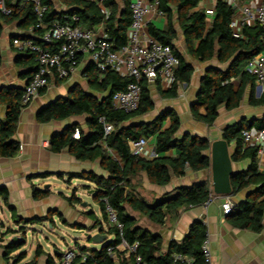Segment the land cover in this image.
I'll return each instance as SVG.
<instances>
[{
    "label": "trees",
    "instance_id": "16d2710c",
    "mask_svg": "<svg viewBox=\"0 0 264 264\" xmlns=\"http://www.w3.org/2000/svg\"><path fill=\"white\" fill-rule=\"evenodd\" d=\"M11 14H4L0 11V37L4 25L18 22L20 27L31 28L37 24V17L34 11L33 0H4ZM48 6V12L44 22L47 27L56 20L60 22H71L72 16L77 15L79 20L75 24L83 29L91 30L99 23H103L105 33L113 43L114 48L119 49L124 46L128 38V29L132 21L130 10V0H122L123 10H119L116 0H60L64 9H57L53 0H41ZM201 0H160V9L164 13H171V7L176 8L177 21L183 32L187 52L200 62L210 61L216 58L220 63H228L225 70L210 67L202 77L200 88L196 99L192 105L193 116L212 125L218 115L219 107L225 105L227 109H233L240 105L244 84L251 82L254 84L255 78L245 71L247 62L263 51L264 30L260 26L244 27L242 37L233 36L231 21L234 15V8L224 0H218L215 13L210 18L204 10H194ZM100 3L104 5L106 11H102ZM208 19L210 23H208ZM44 30L36 28V32L42 33ZM150 34L164 44L172 46L175 54L180 59V66L177 70L178 82L168 92H161L162 96L173 97L177 95L180 83H189L194 71V66L188 62L185 56L175 47L173 39L176 32L170 24L168 31H162L154 25H149ZM35 39L40 42L36 37ZM19 61L23 64L22 76L28 79L37 69L35 55L31 53H18ZM3 58L0 51V66ZM90 87L101 95L87 93L80 88L73 91L67 98L58 99L48 105L38 114V120L46 122L51 119H65L70 116L88 114L89 133H82L81 139L73 138L74 127L71 132H64L54 136L51 140V150L60 152L65 147H69L71 153L79 160L100 159L101 168L107 173V177L95 174H74L72 177H79L90 180L96 184L94 199L100 204L103 219H97L91 227L98 229L103 235L113 234L114 239L107 243H102L100 248L77 245L78 253L72 264H115L117 256L108 253L109 247H116L121 242L118 231L108 223L105 212V202L107 199L118 211V216L125 225L124 238L132 245L138 242L136 251L130 252V257L134 264L137 256L148 264H169L174 254H182L194 257L195 264H202L201 245L206 236L204 224L201 220H196L190 226L189 232L181 241H172L165 254H159L162 238L159 234L151 232L137 224V219L131 215L128 209L138 211L147 216L155 223L164 224L169 213L176 211L183 206H201L213 195L212 185L209 181H199L192 186H182L173 192L165 193L152 203L142 198L132 187V180L140 172H146L149 181L157 185H166L170 182L172 175L180 177L190 168L193 171L209 169L211 160L207 154L211 141L208 138L184 134L178 137L180 128V118L174 111L159 115L150 122L128 121L139 118L145 113L151 112L154 107L148 82L143 80L142 100L140 108L132 113H125L114 110L111 103V95L124 90L130 82V78L122 77L119 74L109 71L104 77L99 76L98 69L90 62L86 67ZM232 78L240 79V88L236 91L230 82ZM228 81V83H226ZM46 89V88H45ZM43 89L42 91H44ZM22 91L15 88L0 89V103L6 106V115L0 119V156L15 157L20 150V143L14 139L17 124L22 110L27 105L21 104ZM250 103L254 105H264V92L259 98L252 94ZM205 113H201V109ZM103 116L106 122L113 125L109 134L105 133L104 125L100 122ZM170 116L171 125L162 129L164 119ZM264 126V116L254 120L246 118L229 125L223 130L222 138L228 144L234 143L232 161L250 159L248 170L235 172L231 176L232 194L254 187L248 197L240 202H235L233 209L226 215L230 222L237 227L248 228L255 232H260L263 227L264 218V174L258 171L257 149L245 148L243 144V131L252 127L262 128ZM156 135L155 151L158 154L152 159L135 156L129 148L130 140H137L142 137ZM177 149V155H169V151ZM109 150L115 152L118 158L110 155ZM48 194L47 191L34 188V197L42 198ZM0 196L8 204V192L5 188H0ZM72 199H68L73 202ZM80 201V200H79ZM18 223H24L19 229L24 232L29 224H40L46 221L53 223L51 216L35 217L30 219H16ZM107 222L108 227L104 226ZM72 227L84 230L82 224H72ZM90 240L93 241L92 237ZM26 241H10L5 245L6 256L21 249ZM43 253L41 246L36 249V257ZM26 256L24 252L17 254V258L22 261ZM49 261L53 262L52 258ZM34 258L27 264H35Z\"/></svg>",
    "mask_w": 264,
    "mask_h": 264
},
{
    "label": "crops",
    "instance_id": "0c3cea01",
    "mask_svg": "<svg viewBox=\"0 0 264 264\" xmlns=\"http://www.w3.org/2000/svg\"><path fill=\"white\" fill-rule=\"evenodd\" d=\"M53 1L57 9L65 8L60 0ZM116 1L119 10H123V1ZM259 1L235 0L238 6L248 2L257 4ZM210 5L211 2L209 1H200L194 10H205ZM208 23H210L209 19ZM170 24L176 32V38L173 39L175 47L194 66L190 82L180 83L177 95L173 97L161 95V92H168L173 87L168 82L158 80L154 83H148V88L155 104L154 109L127 123L131 121L150 122L161 114L174 111L181 122L177 133L178 137L189 133L212 141L222 138L223 130L229 125L235 124L244 118L254 120L264 116V105L250 103L252 94H254L255 98L260 97L254 81V84L251 82L244 84L243 97L239 106L227 109L223 104L219 107V115L212 125L196 119L192 113V105L200 88L202 77L208 68L216 67L225 70L228 67V63H220L216 58L200 62L187 52L183 32L177 21L175 7H171V13L152 15L149 25H154L162 31H168ZM252 26L255 25H247L246 27ZM29 29L20 27L18 22L3 26V32L0 37V51L3 58L0 66V89L15 88L22 92L24 90L28 78L22 76L23 64L19 61V54L12 45V40L17 36L28 35ZM91 30L97 35L105 33L103 23L97 24ZM42 33L35 32L34 36L40 40ZM89 63L88 57L84 55L80 59L77 71L68 79H51L48 87L34 97L30 104L21 112L14 135V139L20 143L18 154L15 157L0 156V188H5L8 192V204L0 196V213L6 218V225L2 221L3 223L0 226V264H12L10 259L13 253L15 255L19 254L17 250L7 257L5 252V245L14 236L18 235V230L25 225L24 223H18L17 218L30 219L49 215L53 218V223L46 221L40 224L46 226L49 223V228L52 230L58 227V223L54 224V221L72 229H75L72 224H82L88 229L90 224L94 225L97 219H102L99 213L88 210L86 208L87 204H82L81 191L78 188V186H83L89 189V193H94L96 184L90 180L72 177L75 176L74 174L90 172L107 177L108 173L101 168L100 159L93 161L79 160L71 153L69 147H65L60 152L51 150L52 138L64 132H71L73 127H79L84 134L89 133L90 116L83 114L70 116L65 119H51L46 122L38 120V114L44 108L58 99L67 98L78 88L101 98V95L90 87L86 76V67ZM230 82L236 91L240 88L239 78H232ZM200 111L203 114L205 113L204 108ZM5 115L6 106L0 103V119H3ZM171 122V117L167 116L163 121L162 129L170 127ZM148 140L150 148H154L156 135L148 137ZM229 147L230 151L233 152L234 143H230ZM109 153L111 156L118 158L112 150H109ZM178 153L177 149L169 151V155H177ZM257 160L258 171L264 174V156L262 158L257 156ZM232 162L234 170L242 172L248 170L251 161L249 158H245L241 161ZM137 179L141 180L137 181ZM204 180L209 181L212 185L210 169L193 171L188 168L183 176L172 175L170 182L163 186L151 183L146 172H140L133 178L132 187L142 198L152 203L165 193L173 192L176 188L192 186L194 183ZM59 181L62 182L63 191L56 189ZM73 185L74 187L72 188ZM34 188L47 191L48 194L42 198H36L34 197ZM253 189L254 187L252 186L230 195L232 201L235 203L245 200ZM74 196L78 199H72L73 202H70L68 199L74 198ZM223 201V196L214 194L212 201L208 205L180 207L167 215L164 224L155 223L138 211L131 209H128V211L137 219L138 225L161 236L162 244L158 255L165 254L172 241L179 242L183 240L189 232L192 223L196 220H201L204 224L206 235L210 240L212 264H264V227L260 232H255L248 228L234 226L223 213ZM5 209H8V215L5 213ZM34 225L36 224L27 225L25 230L28 232ZM116 256L115 264H134L133 259L130 257V252L123 247L117 248ZM46 264L57 263L48 259Z\"/></svg>",
    "mask_w": 264,
    "mask_h": 264
},
{
    "label": "built area",
    "instance_id": "2783aa9c",
    "mask_svg": "<svg viewBox=\"0 0 264 264\" xmlns=\"http://www.w3.org/2000/svg\"><path fill=\"white\" fill-rule=\"evenodd\" d=\"M209 1L211 5L204 11L211 17L215 13L218 0ZM234 8L231 21L233 36L242 37L243 29L247 25L260 26L264 30V0L259 3H245L238 6L235 0H224ZM37 24L29 29L26 36H17L12 40V45L17 53H31L35 55L37 69L28 79L24 87L21 104L28 105L43 89L47 88L52 78L61 80L68 79L78 69L82 56H87L98 69L99 76L104 77L107 72L113 71L122 77L130 78V82L124 90H118L111 95V103L114 110L132 113L140 108L142 100L141 82L146 80L154 83L158 80L166 81L171 85L178 82L177 70L180 59L169 44H164L150 34V18L154 14L164 15L160 9V0H130L132 21L128 29V38L124 46L114 48L106 33L97 35L92 30L83 29L75 24L79 20L77 15L72 16L71 22L65 23L56 20L47 27L44 19L48 12V6L41 0H33ZM102 11L106 8L100 3ZM0 11L11 14L4 0H0ZM36 28L43 29L40 42L35 39ZM245 71L255 78L257 92L261 96L264 92V49L252 57L245 66ZM228 83V81L226 82ZM104 125L105 133L109 134L113 125L106 122L105 117H100ZM82 133L79 127L73 132V138L81 139ZM243 144L245 148H256L257 156H264V126L262 128L252 127L244 130ZM129 148L133 155L152 159L158 154L154 148H150L148 137L129 141ZM214 195V194H213ZM211 197L203 204L208 205ZM223 213L227 215L234 207L230 195L223 196ZM105 212L108 223L113 226L121 237V242L116 247H109L108 253L116 256L118 247H123L129 252H135L138 242L130 245L124 238L125 225L118 216L117 209L107 200ZM0 219V226L2 225ZM202 264H212V251L210 240L206 235L202 245ZM76 252L70 251L57 264H72ZM138 264H148L141 256L136 257ZM194 257L182 254H174L169 264H195Z\"/></svg>",
    "mask_w": 264,
    "mask_h": 264
},
{
    "label": "rangeland",
    "instance_id": "374dc122",
    "mask_svg": "<svg viewBox=\"0 0 264 264\" xmlns=\"http://www.w3.org/2000/svg\"><path fill=\"white\" fill-rule=\"evenodd\" d=\"M259 110V109H258ZM261 110V109H260ZM140 177V175H139ZM141 179H137L140 181ZM59 184L56 189L63 191L64 187L62 186V182L59 181ZM74 185L72 186V188ZM81 191L82 197V204H87L86 208L90 211H94L99 213L101 218L103 219L100 204L97 200L94 199V193H89V189L84 188L83 186H78ZM71 191V189H70ZM72 193V192H71ZM8 209H5V213L8 215ZM0 219L6 225V218L5 216L0 213ZM58 223V227L54 230L50 229V224H36L33 228L29 229L26 236H25V245L17 251V253L24 252V256H26L22 261L18 262L17 255L13 253L10 261L12 264H25L33 260L34 258L37 260V264H46L49 258H53L55 263H59L65 256L66 253L70 251H75L78 253L77 245H85L88 247H97L100 248L102 243H107L108 241L114 238L113 234H107L106 239L102 243H95L94 241L90 240V237L93 236L95 233L98 232V229H92L91 227L93 224L89 225V228L84 230L79 229H72L62 225L59 222H55L54 224ZM104 226L108 227L107 222H104ZM49 228V229H48ZM24 232H20L18 230L17 236H23ZM41 245L43 250L42 255L36 257V249L37 246ZM45 250V251H44ZM58 250L60 253L56 254L55 251Z\"/></svg>",
    "mask_w": 264,
    "mask_h": 264
},
{
    "label": "water",
    "instance_id": "95a60500",
    "mask_svg": "<svg viewBox=\"0 0 264 264\" xmlns=\"http://www.w3.org/2000/svg\"><path fill=\"white\" fill-rule=\"evenodd\" d=\"M207 154L211 160L209 169L212 173L213 193L220 196L231 195V176L236 171L234 170L231 158L232 152L230 151L228 142L224 138L212 140ZM25 233L27 234L26 230ZM91 237L95 243H102L106 239V235L99 233V231ZM22 240H25V238L17 235L11 239L13 242H21ZM55 253L59 254L60 251L56 250Z\"/></svg>",
    "mask_w": 264,
    "mask_h": 264
}]
</instances>
